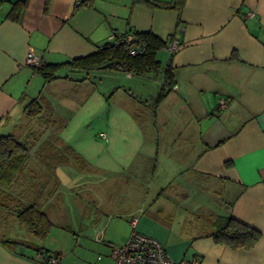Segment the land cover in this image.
<instances>
[{
	"label": "crops",
	"instance_id": "0c3cea01",
	"mask_svg": "<svg viewBox=\"0 0 264 264\" xmlns=\"http://www.w3.org/2000/svg\"><path fill=\"white\" fill-rule=\"evenodd\" d=\"M21 1L0 0V137L28 148L22 169L0 181V264H43V253L59 264H112V248L132 230L174 261L264 264V0H182L180 9L151 0H26L15 11ZM136 31L179 48L169 54L165 44L156 53V72L115 71L118 156L106 167L46 133L85 114V70L62 67L45 81L25 58L31 52L42 66L61 64ZM32 101L41 112L27 116ZM197 189L217 197L219 209L195 200ZM191 201L200 223L175 218ZM25 205L53 224L43 241L17 221ZM229 217L260 232L251 248L214 242ZM15 221L32 240L8 232Z\"/></svg>",
	"mask_w": 264,
	"mask_h": 264
},
{
	"label": "trees",
	"instance_id": "16d2710c",
	"mask_svg": "<svg viewBox=\"0 0 264 264\" xmlns=\"http://www.w3.org/2000/svg\"><path fill=\"white\" fill-rule=\"evenodd\" d=\"M147 3L153 7L180 9L182 0H175L172 3H160L151 0L147 1ZM25 5L26 0L17 2L14 4L13 9L19 11ZM130 34L134 37L132 42L107 43L88 56L75 58L61 64L41 65L36 69V72L45 81L55 79V73L62 67L76 70L102 68L107 72L123 71L132 74H141L149 71L156 72L159 69L156 53L165 47L166 42L150 32L136 31ZM121 35L125 36V34ZM132 49L136 51L133 54L130 52ZM164 77L168 81V86L171 87L173 85V75L169 62L164 69ZM161 95L162 93L160 92L159 96ZM40 112L41 107L35 101L30 102L25 109L27 116H35ZM69 152L74 154L71 149ZM27 159L28 148L24 144L11 135L0 137V181L10 182L14 175L22 169ZM15 215L18 223L39 241H43L46 238L53 225L48 216L35 205L22 206L16 210ZM211 236L214 242L224 244L231 249H249L259 240L261 234L256 229L229 217L223 221V225L218 227ZM4 243L9 248L16 245V242L12 241H5ZM49 256L57 257L56 255L43 253V264H47L46 259Z\"/></svg>",
	"mask_w": 264,
	"mask_h": 264
},
{
	"label": "rangeland",
	"instance_id": "374dc122",
	"mask_svg": "<svg viewBox=\"0 0 264 264\" xmlns=\"http://www.w3.org/2000/svg\"><path fill=\"white\" fill-rule=\"evenodd\" d=\"M160 55L159 57H162L165 53ZM82 73V77L88 80L86 87H84L85 90L81 91V94H86L85 99L87 101L85 108L82 110V113L85 114H78L72 119L70 118V123H66V129L63 132L62 130L59 131L57 127H53L47 128L46 133L59 136L67 145L88 157L95 164L115 167V155L118 156L115 151V71L103 72L98 69H90L82 71ZM101 134H104L105 137H100ZM27 144L31 147L29 139ZM110 177L109 175H101L98 178L104 182H111L113 177H111L112 179ZM62 192L66 193L67 190L62 189ZM193 197L195 200L201 199L203 204H209L212 209L218 208V198L207 196L200 189L193 192ZM182 208L185 211L177 212L175 218L182 219L185 216L187 219L186 224L189 221L201 222L195 217V212H192V208H194L192 201ZM178 224L177 222L176 225ZM13 229L8 232H15L24 237H18L17 240L25 242L24 239L28 238L26 237L27 233L18 228L16 221ZM29 240L32 239L28 238Z\"/></svg>",
	"mask_w": 264,
	"mask_h": 264
},
{
	"label": "built area",
	"instance_id": "2783aa9c",
	"mask_svg": "<svg viewBox=\"0 0 264 264\" xmlns=\"http://www.w3.org/2000/svg\"><path fill=\"white\" fill-rule=\"evenodd\" d=\"M134 37L131 34H114L110 37L109 43L118 44L122 42H132ZM169 54H173L179 48L177 40H171L166 44ZM132 54L135 50L130 51ZM25 64L32 68H39L41 58L29 52L25 58ZM219 107H225V103L222 100L218 101ZM105 137L104 134L100 135ZM112 264H198V259L193 258L191 261H174L166 253L163 246L155 239L139 234L132 230L126 240L121 246H115L110 252ZM47 264H59V258L54 256L47 257Z\"/></svg>",
	"mask_w": 264,
	"mask_h": 264
}]
</instances>
